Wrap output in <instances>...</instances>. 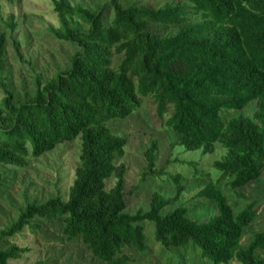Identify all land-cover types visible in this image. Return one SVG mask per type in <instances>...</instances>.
Segmentation results:
<instances>
[{
    "label": "trees",
    "instance_id": "1",
    "mask_svg": "<svg viewBox=\"0 0 264 264\" xmlns=\"http://www.w3.org/2000/svg\"><path fill=\"white\" fill-rule=\"evenodd\" d=\"M2 1L0 165L25 168L29 157L78 137L82 147L68 200L58 196L28 203L0 239H13L27 228L40 230L37 219H62L67 240L80 239L98 264H127L131 258L125 248L146 251L143 223L150 221L156 242L168 250L192 245L214 264H264L257 254L264 250V231L241 246L244 230L258 216V202L239 191L264 175V0H181L157 8L140 0H110L95 11L54 0L60 25L52 33L78 50L68 70L45 82L36 78L33 96L23 101H15L4 77L8 37L2 29L14 35L19 23L1 16ZM107 8L114 14L109 23ZM114 56H122L117 69ZM146 97L154 99L161 119L172 108L165 127L180 135L172 148L213 154L219 144L227 150L213 163L220 179L194 196L215 204L217 214L207 222L192 219L186 206L167 212L185 191L180 175L173 176L175 196L155 192L148 211L127 212V197L134 191L127 192V167L117 161L125 156L128 140L113 134L108 122L128 118ZM253 102L252 117L224 119V112L242 111ZM157 152L153 141L145 152L143 181L168 175L178 161L169 159L157 168ZM112 177L116 183L107 190ZM225 180L249 201L238 213L220 188ZM4 181L0 173V185ZM27 252L16 245L0 249V264Z\"/></svg>",
    "mask_w": 264,
    "mask_h": 264
},
{
    "label": "rangeland",
    "instance_id": "2",
    "mask_svg": "<svg viewBox=\"0 0 264 264\" xmlns=\"http://www.w3.org/2000/svg\"><path fill=\"white\" fill-rule=\"evenodd\" d=\"M74 6H82L92 11L109 3L110 0H69ZM181 0H140L145 6L161 7L166 3H177ZM54 0H4L1 16L6 19L13 16L19 23V30L14 35L7 34L8 44L6 62L8 70L4 75L8 89L12 91L15 101H23L32 97L35 92V79L44 82L59 72L68 70L71 59L77 52L75 44L59 42L52 33L58 28L59 18L54 12ZM106 15L109 23L114 17L111 8ZM18 44V46H17ZM122 56H114L112 65L118 68ZM4 94L0 88V105ZM256 110V102L249 104L242 111L224 112L225 120L234 116L252 117ZM172 114L169 108L161 119L157 114V106L151 97L143 98V104L126 119H114L108 122L113 134L128 140L123 158L117 164H125L127 192L134 191L127 197V212L136 214L138 210L150 209L151 197L158 192L165 197L176 194L173 176L180 175L185 191L179 201L167 212L179 206H186L189 216L200 222H207L217 214V208L211 201L194 199V196L210 183H216L221 173L213 167L215 161L222 160L227 150L215 145L213 154H203L202 150L187 151L184 147L172 148L179 141L180 135L165 127V122ZM153 141L158 142L156 167L161 168L167 160H178L168 167V175L161 178H148L143 181L142 174L147 167L145 152ZM82 141L78 137L70 143H63L53 151L39 158L29 157V165L25 168L0 165V173L4 183L0 185V232L16 222L26 205L31 202L44 203L61 196L65 201L69 198L76 170L80 165ZM197 173H200L198 175ZM201 173L209 177H202ZM221 183V190L238 213L249 201L241 200L238 193L229 189L227 183ZM116 183L112 177L107 181V190ZM250 201H257L258 216L243 232L241 246L248 247L254 235L264 231V175L239 190ZM40 230L27 228L13 239H0V249L13 245L28 248V252L20 260H11L9 264H98L80 239L68 241L63 234V220L54 222L35 220ZM147 249L144 252L134 247H127L124 253L131 260L127 264H214L203 258L199 248L189 245L185 248L168 250L155 240V224L143 223ZM264 258V250H258ZM230 264H238L233 260Z\"/></svg>",
    "mask_w": 264,
    "mask_h": 264
}]
</instances>
